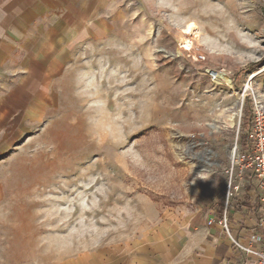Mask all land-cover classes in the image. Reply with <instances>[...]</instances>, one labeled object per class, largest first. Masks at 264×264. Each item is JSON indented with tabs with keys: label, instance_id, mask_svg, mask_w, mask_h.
<instances>
[{
	"label": "rangeland",
	"instance_id": "374dc122",
	"mask_svg": "<svg viewBox=\"0 0 264 264\" xmlns=\"http://www.w3.org/2000/svg\"><path fill=\"white\" fill-rule=\"evenodd\" d=\"M104 18L44 119L0 128V264H188L192 219L220 206L231 152L246 149L264 103L262 0H120ZM184 39L196 49L180 55Z\"/></svg>",
	"mask_w": 264,
	"mask_h": 264
},
{
	"label": "crops",
	"instance_id": "0c3cea01",
	"mask_svg": "<svg viewBox=\"0 0 264 264\" xmlns=\"http://www.w3.org/2000/svg\"><path fill=\"white\" fill-rule=\"evenodd\" d=\"M118 1L0 0V128H23L20 133L27 134L44 119L54 82L79 43L106 34L110 25L104 16ZM224 2L230 7L237 0ZM245 192L230 221L233 236L246 241L257 225L258 191L249 185ZM220 210L211 207L206 221L192 219L195 242L184 258L188 264H254L237 253L219 225L208 227L210 219L221 217Z\"/></svg>",
	"mask_w": 264,
	"mask_h": 264
},
{
	"label": "built area",
	"instance_id": "2783aa9c",
	"mask_svg": "<svg viewBox=\"0 0 264 264\" xmlns=\"http://www.w3.org/2000/svg\"><path fill=\"white\" fill-rule=\"evenodd\" d=\"M195 49V45L191 44V50L184 53H191ZM196 60L205 61L206 59L198 54ZM212 71H207L210 77ZM246 140V149H241L237 144L234 148L237 155L231 152L232 177L220 203L221 217L217 220L210 219L207 225L208 227L219 225L237 253L253 258L254 264H264V103L258 102L255 98L252 103L251 126ZM249 185H255L258 191V208L255 209L258 217L256 229L248 233L245 241L242 239L244 237L233 236L230 216L236 209V202L245 199L247 195L245 188Z\"/></svg>",
	"mask_w": 264,
	"mask_h": 264
},
{
	"label": "bare ground",
	"instance_id": "6f19581e",
	"mask_svg": "<svg viewBox=\"0 0 264 264\" xmlns=\"http://www.w3.org/2000/svg\"><path fill=\"white\" fill-rule=\"evenodd\" d=\"M185 34L188 37L200 36V33H199L198 29L196 28V26L192 25V24H190L187 27V29L185 31ZM192 43L193 42H191V40L184 39L183 43H180L181 44V49L179 50V54L183 55L184 51H190ZM210 73H211V80L213 81V83L215 85L227 87L230 90H234L233 80L229 76L228 73H226L224 71H214V70L212 72H210ZM243 105H244V96L239 95L237 97V101L233 105H231L230 107L225 109L224 117H225V119L227 118V121H228L227 125L228 126L233 127L235 125V118L240 114V111H241V108L243 107ZM224 124H226V123H224ZM224 128H226V127H224ZM216 129H221V128L218 127ZM233 153H235V155H237L236 149H233Z\"/></svg>",
	"mask_w": 264,
	"mask_h": 264
},
{
	"label": "trees",
	"instance_id": "16d2710c",
	"mask_svg": "<svg viewBox=\"0 0 264 264\" xmlns=\"http://www.w3.org/2000/svg\"><path fill=\"white\" fill-rule=\"evenodd\" d=\"M246 141H247V140H246ZM246 141H245V140L243 141V145H244V146H246V145H247V144H246V143H247Z\"/></svg>",
	"mask_w": 264,
	"mask_h": 264
}]
</instances>
